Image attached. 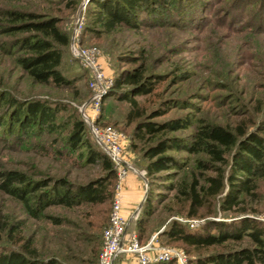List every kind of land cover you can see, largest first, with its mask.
<instances>
[{
  "label": "rangeland",
  "instance_id": "obj_1",
  "mask_svg": "<svg viewBox=\"0 0 264 264\" xmlns=\"http://www.w3.org/2000/svg\"><path fill=\"white\" fill-rule=\"evenodd\" d=\"M188 1L195 5L190 12H178L175 2L166 0V5L159 9L158 19L141 12L140 19L143 20L136 27L122 25L107 37H96L91 32L82 33L86 21L87 2L84 4V0H79L73 13L61 23L71 30L72 36L76 21L80 18L77 37L82 44L99 49L104 70L112 78L117 70L137 64L128 62L123 55L119 56L121 53L141 56L146 60L148 72L166 75V79L158 84L154 92L135 96L141 115L130 123L125 119L130 104L117 97V93L127 86L114 87L112 79V84L102 94L99 115L93 120L94 125L114 123L123 130L127 139L123 144L122 154L137 170L143 171L145 177V160L141 154L144 144L142 140L132 137V130L134 123L149 114L159 98L166 101L167 113L156 116L153 120L183 115L190 119L188 127L171 132L172 134L185 135L196 126L214 123L234 132H238V128H245L246 132L253 131L264 135V0ZM4 58L6 61L3 64ZM10 59L0 53V79L5 77L8 82L0 81V89L6 90L20 101L37 99L52 106L60 103L66 109L55 113L53 120L58 125L53 130L41 125L34 127L35 130L31 133H22L16 137L14 132H6L4 125H0V170L16 169L36 179L63 176L72 182L86 181L103 173L100 163H86L83 155L80 156L81 151L85 153V148L71 150L65 140L73 118H83L80 108L85 102L83 112L87 115L90 113L89 101L92 92L87 84L90 75L86 67L67 48L60 67L63 74L76 79L75 86L58 88L50 83L31 80ZM9 112L0 99V119H6ZM84 121L88 125L85 136L92 142L91 129H88L90 125L85 119ZM235 149L236 146L231 147L226 151L223 161L214 163L221 166L225 174L230 169L229 160ZM168 152L174 154L179 163L187 162V169H193V159L196 156L208 157L205 153L195 155L183 150ZM172 170L181 175L186 169ZM139 178L141 193L143 191L144 194L146 183L141 175ZM255 178L254 193L245 196L238 205L231 209H221L218 203L225 193L223 190L206 203L213 210L212 214L207 215L205 207L200 210L199 216L191 217L180 212L182 204L177 201L176 190L166 187L171 179L152 178L150 183L149 177H146L148 191L151 190L153 197L154 212L149 216L146 228L139 229L137 222L142 216V203L136 217L131 220L129 229L136 233L142 243L153 239L159 245L182 248L190 257L220 248H187L180 242L168 240L157 233L172 220L197 226L207 217L231 219L250 215L264 221V171ZM116 180L112 199L107 203H84L71 208L60 205L48 207V213L62 218L63 223L60 225L51 223L47 218H31L20 201L0 191V249L14 246L6 235V227L15 219L23 218L26 221L24 234H34V242L40 249V255H55L71 264H83L79 259H70L61 252L66 253L68 250L70 254L72 239L87 233L97 232L102 244V231L109 223ZM136 208L137 206L134 210ZM88 220H98L101 223L104 221L105 224L98 229L89 225ZM78 250L74 248L72 252L78 255L81 253ZM136 260L134 254L120 252L114 264H136Z\"/></svg>",
  "mask_w": 264,
  "mask_h": 264
},
{
  "label": "trees",
  "instance_id": "obj_2",
  "mask_svg": "<svg viewBox=\"0 0 264 264\" xmlns=\"http://www.w3.org/2000/svg\"><path fill=\"white\" fill-rule=\"evenodd\" d=\"M164 1L166 0H88L82 33L91 32L96 37H107L122 25L136 27L143 20L140 19L141 12L156 20L159 9L166 5ZM172 1L178 12H190L195 6L188 0ZM78 3L79 0H0V53L4 57L9 56L10 61L35 82L50 83L58 88L74 87L76 79L63 74L60 67L67 48L70 51L71 39V30L61 23L73 13ZM77 43L84 45L79 37ZM120 55L128 62L137 63L131 68L117 70L112 84L117 88L127 86L117 93V97L129 102L130 108L125 119L130 123L141 115L135 96L154 92L158 84L166 79V75L148 72L146 60L141 56L126 53ZM5 61L4 58L3 64ZM0 81L8 83L5 77H1ZM0 99L10 110L6 119H0V125H4L6 132H14L16 137L22 133H31L35 130L34 127L41 125L55 129L58 125L53 120L55 113L66 109L60 103L52 106L37 99L20 101L2 89ZM167 106L166 101L159 98L149 114L134 123L132 130V137L143 141L141 154L145 160V175L149 177L150 183L152 178L171 179L166 187L176 190L177 201L182 204L180 212L191 217L199 216L200 210L205 207L207 215L212 214L213 210L206 203L223 190L225 193L218 203L221 209H231L245 196L253 194L255 177L264 171V135L246 132L245 128H238V132H234L214 123L196 126L185 135L172 134L171 132L188 127L190 119L186 115L152 119L167 113ZM87 126L81 116L74 117L65 140L71 150L85 148V153L81 151L80 156L83 155L86 163H100L103 173L86 181L72 182L63 176L36 179L20 170L3 169L0 170V191L20 201L31 218H47L55 225H60L63 221L60 216L46 211L52 205L71 208L84 203L94 205L110 201L116 179L114 161L95 140L89 127L92 142L87 139ZM238 136L241 137L237 138ZM233 146L236 149L229 160L230 169L225 174L223 168L214 163L223 161L226 151ZM169 150H183L195 155L205 153L208 157L196 156L193 159V169H187V162L179 163ZM174 168L186 170L180 175L173 172ZM206 170L214 172H205ZM153 212V197L149 190L142 205V216L138 218L139 229L146 228ZM97 222L99 221L88 220L89 225L98 229L105 224L104 221L99 224ZM4 225L5 223L2 224ZM25 227L26 221L23 218L15 219L7 225L6 235L14 246L0 249V264H71L55 255H40V249L34 242V234L25 236ZM157 235L178 241L187 248L220 247L189 256L190 264H264V221L254 216L242 215L231 219L207 217L197 226L172 220ZM138 240L142 243L139 237ZM72 243L70 254L67 250L66 253L61 252L62 255L79 259L83 264H96L101 248L97 232L75 236ZM73 247L81 253L75 255ZM152 264L176 262L173 259L158 260Z\"/></svg>",
  "mask_w": 264,
  "mask_h": 264
},
{
  "label": "built area",
  "instance_id": "obj_3",
  "mask_svg": "<svg viewBox=\"0 0 264 264\" xmlns=\"http://www.w3.org/2000/svg\"><path fill=\"white\" fill-rule=\"evenodd\" d=\"M79 17L71 36L70 52L77 57L90 73L88 86L91 89L90 113L83 112V118L89 123L95 140L110 155L116 168V192L111 205L109 223L103 230V241L98 254V264H114L120 252L136 256V264H150L158 260L173 259L176 264H190L189 256L184 249L169 245H159L150 239L140 243L136 233L129 229L131 220L136 217L135 210L127 216L123 212L121 188L122 182L130 171L138 172L123 156V144L127 136L118 127L105 123L94 125L93 120L99 115L103 92L112 84V77L107 75L100 59L99 49L92 45H79ZM141 173L143 171H140Z\"/></svg>",
  "mask_w": 264,
  "mask_h": 264
},
{
  "label": "crops",
  "instance_id": "obj_4",
  "mask_svg": "<svg viewBox=\"0 0 264 264\" xmlns=\"http://www.w3.org/2000/svg\"><path fill=\"white\" fill-rule=\"evenodd\" d=\"M140 174L130 171L122 182L121 198L123 212L129 216L143 197L141 193Z\"/></svg>",
  "mask_w": 264,
  "mask_h": 264
},
{
  "label": "water",
  "instance_id": "obj_5",
  "mask_svg": "<svg viewBox=\"0 0 264 264\" xmlns=\"http://www.w3.org/2000/svg\"><path fill=\"white\" fill-rule=\"evenodd\" d=\"M88 0H84V4L87 2ZM86 103V102H85ZM85 103L84 104H82L81 105V111H82V114H83V108H84V105H85ZM101 144V143H100ZM102 145V144H101ZM103 146V145H102ZM139 174L143 177V179L145 180V183H146V187H145V191H144V194H143V197L141 198V200H140V202L138 203V205H137V208H136V210H135V212L137 213V210L139 209V207L141 206V204L143 203V201L145 200V198H146V195H147V191H148V182H147V179H146V177L144 176V174L143 173H141V172H139Z\"/></svg>",
  "mask_w": 264,
  "mask_h": 264
}]
</instances>
